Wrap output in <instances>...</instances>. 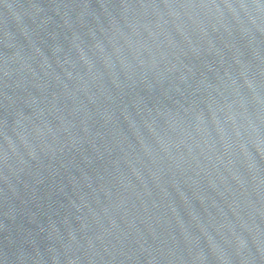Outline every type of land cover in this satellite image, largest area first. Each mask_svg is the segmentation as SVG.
<instances>
[{"label": "water", "instance_id": "obj_1", "mask_svg": "<svg viewBox=\"0 0 264 264\" xmlns=\"http://www.w3.org/2000/svg\"><path fill=\"white\" fill-rule=\"evenodd\" d=\"M0 264H264V0H0Z\"/></svg>", "mask_w": 264, "mask_h": 264}]
</instances>
